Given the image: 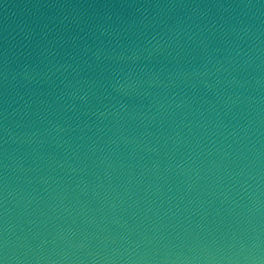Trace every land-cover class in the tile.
<instances>
[{"label": "water", "instance_id": "95a60500", "mask_svg": "<svg viewBox=\"0 0 264 264\" xmlns=\"http://www.w3.org/2000/svg\"><path fill=\"white\" fill-rule=\"evenodd\" d=\"M0 264H264V0H0Z\"/></svg>", "mask_w": 264, "mask_h": 264}]
</instances>
